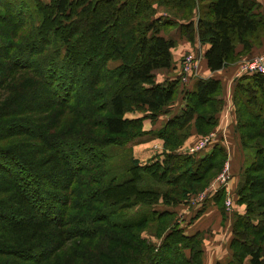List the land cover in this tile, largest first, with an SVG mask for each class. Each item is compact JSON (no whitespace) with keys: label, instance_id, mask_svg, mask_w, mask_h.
I'll return each mask as SVG.
<instances>
[{"label":"trees","instance_id":"1","mask_svg":"<svg viewBox=\"0 0 264 264\" xmlns=\"http://www.w3.org/2000/svg\"><path fill=\"white\" fill-rule=\"evenodd\" d=\"M10 1L18 5L16 13L9 12L12 7ZM5 2L0 11V24L8 29V36L0 43V58L5 59L7 65H15L23 70L37 63L38 69L44 67L46 72H39L41 68L37 71V78L38 82L44 84V91L45 88L50 90L51 107H56L50 111H56L59 115L57 118H64L66 114L78 118L73 126L80 134L75 133L73 142L81 151L97 149L95 160L100 162L106 159L103 149L109 146L122 147L148 135L164 143L162 162L157 158L146 166H140L132 159L124 172H128L129 177L113 174L106 182L108 185L105 186L110 192L117 190L120 193H115V198H109L111 194L106 191L107 195H102L104 202L100 206L94 207L88 202L85 211L90 215L81 213L79 217L89 219L102 214L109 217L128 205L148 208L161 198L166 204V213L159 218L166 217L167 227L160 255L145 246L144 241L141 244L134 240V233H130L131 237L130 234L120 237L125 243H130L129 249L133 252L118 248V255L114 258L118 264H146L162 260V253H165V264H202V235L184 234L182 228L173 223L176 217L174 209L187 203L189 195L203 190L220 173L226 154L220 146L199 159L187 154L177 155L173 151L182 146L188 137L189 123L194 117L199 133L207 134L216 125L215 114L221 108V102L215 97L219 94V82L213 79L197 80L193 92L188 95L186 109L158 132L143 131L142 119H130L126 114L132 109L147 111L151 121H155L174 99L175 84L155 82L157 71L171 67L174 42L159 33L158 18L151 19L154 5L188 9L186 20L170 15L171 18L166 19V26L173 25L172 19L188 22L181 26V31L190 41H193L196 32L200 44L208 45L204 57L212 72L235 62L264 37V16L258 12V5L253 0H207V3L205 0H50L48 4L39 0ZM104 3L108 6V12L105 17H99L96 7ZM123 8H133L136 11L134 18L119 38L108 41L107 46L105 43L102 45L101 52L105 50V53L99 54L94 76L80 84L75 77L79 66L75 68L76 54L73 52L76 39L80 37L78 22L89 21V38L99 42L104 33L116 30V18ZM194 13L196 23L193 22ZM238 45L242 46V51L234 54ZM115 60H120L121 64L115 70H108V62ZM124 89L128 90L127 94L123 93ZM233 104L235 130L241 146L244 150H252L253 156L243 168L237 185V203L245 206V212L235 217L230 243L232 260L227 264H244L246 258H249V264H264V76H241L234 90ZM42 128L46 132V127ZM16 133L8 135H21V132ZM55 145L62 144L57 141L51 146L54 150ZM56 152L46 156L43 154L45 160L39 167L46 168L60 160ZM88 164H82L81 168ZM224 192V189L220 190L216 198L222 200ZM14 193L9 203L11 210L27 214L35 211L37 206L33 200L30 202L18 191ZM99 193L102 192L95 190V194ZM34 198L42 200L39 196ZM87 199L88 196L80 200ZM61 200L65 209L58 212L59 220L67 216L68 205L71 204V198L66 194L60 196ZM47 211L51 212V209L47 208ZM145 216L147 218H140L134 225L148 221L149 214ZM19 226L11 225L4 230L17 244L24 242L25 237L43 241L50 227L44 224ZM57 230V241L65 243L68 237L62 229ZM112 235L119 234L114 232Z\"/></svg>","mask_w":264,"mask_h":264},{"label":"rangeland","instance_id":"2","mask_svg":"<svg viewBox=\"0 0 264 264\" xmlns=\"http://www.w3.org/2000/svg\"><path fill=\"white\" fill-rule=\"evenodd\" d=\"M39 1L43 4L50 2V0ZM205 1L207 3V0ZM4 2L5 0H0V11L1 8H4ZM10 2L12 7L9 12L16 13L18 5L15 6L13 1ZM5 3L9 6L7 1ZM154 6L155 10L152 12L151 19L158 18L161 35H166L170 29L166 26L168 17L176 16L183 20L188 17L187 8ZM96 8L97 16H106V12H108L106 3ZM134 14L136 11L133 8H123L116 18V30L104 33L99 42H93L89 38L87 31L89 21L78 22L77 32H80V37L76 39L77 43L73 47V52L76 54L75 68L79 66V69H76L75 77L80 84L86 83L90 77L94 76V71L99 63V54L105 53V50L101 52L102 45L119 38L122 31L134 18ZM4 28L0 24V43L8 36V29ZM120 64V60L109 61L107 69L115 70ZM41 68L42 71H39ZM41 68L38 69L37 63L36 66L33 65L31 68L23 70L15 65L13 67L7 65L5 59L0 58V264H118L114 256L118 255L119 249L133 252L129 249V247L131 248L130 243H125L120 237V235L128 236L130 233H134L133 236L130 234V237H135L134 240H138L141 244L145 243L144 245L149 246L152 252L160 255L167 227L166 217L159 218L160 215L166 213V204L162 202L161 198L148 208L126 204L124 206L128 205L127 207L118 211L117 214L112 213L109 217L102 214L98 217L82 219L79 216L81 213L90 215L85 211L88 202H91L89 204L94 207L100 206L104 202L102 195H107L106 191H109L105 186L108 185L106 183L108 177L113 174H123L129 177V173L124 172L132 163V159L140 166H146L156 161L157 158L162 162L164 159L161 153L164 151H159L164 148L163 141L160 142V146L155 145L157 142L152 140L154 136H144L140 140L137 139L122 147L104 148L103 154L106 159L100 162L95 160L97 149L91 151L84 148L86 150L81 151L80 147L73 142L75 133L80 134V131L73 126V122L78 118L67 114L64 118H57L59 115L56 111H50L56 107H51L50 90L45 88L44 91V84L38 82L37 71L46 72L44 67ZM156 73L159 74L160 71ZM127 92L128 90L124 89L123 93L127 94ZM47 103L49 106H46ZM132 110L126 114V117L141 118L142 125L143 120L149 118L147 111ZM8 123L14 125L8 126L6 125ZM79 123L76 122V124ZM42 127H46V132ZM21 130L26 132L22 133ZM16 132H21V135H8L17 134ZM57 141H60L62 145H55L54 150L51 146ZM147 141L151 143L149 150L140 149L138 145L148 143ZM56 151L61 159L46 168H40L45 156L49 153L54 154ZM247 152L248 159L251 160L253 151L247 150ZM90 161L94 162L89 163ZM82 164H88V166L81 168ZM224 168L225 162L220 173L203 190L189 195L185 204L191 202L190 208L201 206L202 203L193 204L190 199L203 192L223 172ZM13 186L17 188L15 189ZM95 190H100L102 193L95 194ZM15 191L24 194L30 199V202L33 200V204L37 206L34 212L27 214L11 210L12 207L9 206V203ZM93 191L94 193H92ZM224 191L226 192V189ZM218 192L220 190L213 196ZM115 193L117 195L120 192L111 191V195L108 194L109 198H115ZM63 194H66L69 199L71 198V204L68 205L67 216H62L59 220L60 213L58 212H61L60 209H65L64 202L60 201V196ZM35 196L41 197L44 202L36 200ZM87 196L88 201L80 200ZM190 196L192 197L190 198ZM47 208L51 209L52 213L47 211ZM181 209V206L175 209L176 217L173 223L178 224L187 235L185 223L189 217L182 220L183 211H179ZM146 214H149L148 221L134 225L140 218H147ZM25 224H44L50 227L43 241L25 237L24 242L19 244L14 238L12 241L11 236L4 231L11 225L16 227L20 225L18 227L20 228ZM57 229H62L68 237L65 243L60 244L57 241L55 234ZM114 232L119 235H112ZM143 241L144 243H142ZM109 251L114 254H108ZM49 253L51 254L44 259V255ZM163 260H166L165 253H162V260L146 264H165Z\"/></svg>","mask_w":264,"mask_h":264},{"label":"crops","instance_id":"3","mask_svg":"<svg viewBox=\"0 0 264 264\" xmlns=\"http://www.w3.org/2000/svg\"><path fill=\"white\" fill-rule=\"evenodd\" d=\"M253 1L259 7L258 12L264 16V0ZM196 21L197 16L195 14L193 22L196 23ZM187 23L185 21L173 20V25L170 26L166 35H163L166 39L174 42V47L171 50V67L161 70L159 74L156 73L155 77L156 84H175L174 99L166 106L165 112L155 121H151L150 118L143 120L142 128L145 132H158L165 124L183 112L188 103V95L193 92L197 80L213 79L219 82V94L215 97L221 102V108L215 114L216 125L207 134L199 133L194 117L189 123L188 137L183 145L175 149L173 153L177 155L187 154L199 159L207 155L216 146L222 147L225 151V164L228 166L230 179L222 200L220 197L216 198L217 195L215 197L212 196L205 201L203 206L195 208H190L191 205L188 202L189 204L181 205L182 209L179 211H183L181 215V218L183 216L182 220L189 217L187 223H185L187 225V235H202V264H227L232 260L233 253L230 243L233 238L235 217L243 215L245 212V206L237 203L236 190L240 174L249 160L248 152L242 148L239 134L235 130L236 117L233 96L237 80L243 76L239 74V64L264 52V37L248 53L239 56L235 62L212 72L208 69L204 57L208 45L200 44L196 32L194 33L195 37L193 41L188 40L182 33L181 26ZM241 51L242 46L238 45L234 54ZM190 53L196 54L198 57L195 76L184 83L181 80V60L185 55ZM225 111L228 112V121L225 124V128H223L224 122L222 118ZM210 135L212 136L210 137ZM206 139L208 141L205 142ZM152 140L157 142L155 145H161L160 142L162 140L157 137L154 136ZM147 142L138 145L140 149L149 150L151 143ZM162 150L160 149L159 152ZM226 197H229L232 202L229 211L224 208ZM244 264H249V258L245 259Z\"/></svg>","mask_w":264,"mask_h":264},{"label":"built area","instance_id":"4","mask_svg":"<svg viewBox=\"0 0 264 264\" xmlns=\"http://www.w3.org/2000/svg\"><path fill=\"white\" fill-rule=\"evenodd\" d=\"M198 57L196 54H187L181 60V80L185 83L190 78L195 76L196 64ZM239 74H260L264 76V52L249 60L243 61L239 64ZM223 120V128L228 121V112L225 111ZM212 135H210L211 137ZM208 139L205 140V142ZM230 177L228 174V166L225 164L223 172L201 193L191 198L193 204H201L208 198L212 197L217 191L228 188V181ZM191 203V202H190ZM232 202L229 197L225 198L224 207L227 211L231 209Z\"/></svg>","mask_w":264,"mask_h":264}]
</instances>
